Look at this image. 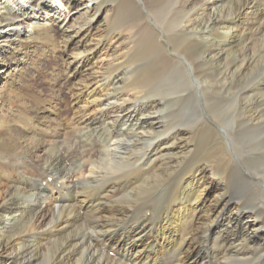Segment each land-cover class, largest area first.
I'll use <instances>...</instances> for the list:
<instances>
[{
  "label": "bare ground",
  "instance_id": "6f19581e",
  "mask_svg": "<svg viewBox=\"0 0 264 264\" xmlns=\"http://www.w3.org/2000/svg\"><path fill=\"white\" fill-rule=\"evenodd\" d=\"M84 1L59 0L49 17L70 48L73 111L63 131L45 132L52 147L40 159L33 155L42 139L24 136L9 149L18 159L6 158L15 184H0V264H264V117L256 112L264 104V0H110L113 26L136 29L141 52L155 57L149 86L163 92L162 103L120 91L124 70L89 72L108 48L102 37L87 42L93 19L68 25ZM202 1L211 6L210 16H196L204 26L176 20ZM23 6L10 19L18 36L29 31L17 27L32 7ZM196 37L219 38L211 56L191 52ZM170 64L176 77L166 74ZM214 69L213 82L233 99L210 95ZM243 77L251 83L236 90ZM185 111L200 113L194 126L160 137L162 120Z\"/></svg>",
  "mask_w": 264,
  "mask_h": 264
},
{
  "label": "rangeland",
  "instance_id": "374dc122",
  "mask_svg": "<svg viewBox=\"0 0 264 264\" xmlns=\"http://www.w3.org/2000/svg\"><path fill=\"white\" fill-rule=\"evenodd\" d=\"M95 1L97 0L84 1L86 6H81L78 12L72 15L71 19L69 17L67 19L69 22L68 25L77 26L83 25L88 20L93 19V23H91L92 26L86 32V36H88L86 37L87 42H90L92 45V43H96L102 37L107 43L105 47L108 48V51H103V53L105 52L107 55H102V67H100L98 63L100 59L97 61V59L94 58L88 65L89 72L92 73L99 70L100 73H105L106 76H108L116 71L124 70L125 80L120 87V91L124 90V92L129 93L130 96L140 95L144 103H149L156 99L162 103L163 92L158 90L153 91L149 86L150 76L152 72L154 73L157 69L155 57L147 56L144 52H141L142 49L136 43V29L129 30L128 26H121L120 28H116V25L113 26V24H115L113 22L116 11L115 4L110 3V0H102L98 4H96ZM57 3H59V0H20L19 5L23 4L24 8L32 6L29 9L30 13L25 20L26 22L24 21L21 22L22 24L20 23L17 25L22 31V34L25 33V29H29L26 36H18V34H14L15 31L9 30V28L15 27L12 25L9 26L12 23L10 19L16 16L18 12L17 9L21 11V9L18 8L19 5L13 6L6 2L0 5V31L4 30L5 32L3 35H0V58L5 57L4 63L0 64V77L2 76V83H0V184L4 186L9 184L13 186V184H15L11 182V179H8L9 177H6L8 176L6 175L7 169H9L12 163L11 161H13L6 158L12 156L16 160L18 159V155L9 151V149H14L12 143L23 142L25 140L24 136L42 139L45 141L44 145H41V147L44 146V150L35 151V155H33L36 159H40L39 155L42 156L45 149L47 150L52 147L48 142L45 132L51 129L52 131H55L54 129L60 132L63 131L65 129L64 120L69 116L68 114H71L73 111L72 106H70V100L74 97L76 80L68 74L67 69V51H70V48L65 47V42L58 33L56 25H52L51 20H49V17L52 16L51 14L56 12V10L52 11V9ZM207 4V1H202L193 7L191 4H186L184 9L178 13L176 20L180 23H185L187 29H197L199 25L204 26L206 19L199 20L196 16L199 12H202L206 16H210L211 6L209 7ZM94 13L97 15L94 16ZM41 14H46L47 16L41 17ZM195 21H197L199 25L195 24ZM209 23H211V21H208V24ZM34 28L37 29L34 31ZM127 33L128 35H126ZM165 36H167V34ZM162 40L165 41L166 38ZM217 40H219L218 37H196L191 52L200 57L208 58L215 50V42ZM113 41L116 42L114 43ZM172 57L176 60L179 58L176 54ZM210 64V60L206 62L207 66H212ZM173 66L174 65L170 64L166 70V74L169 75V77H176V68ZM217 72L218 70L214 69L211 71V74L206 77L208 83L212 81L211 84H207L210 86L213 85V88L210 90V95L212 96V94L215 93L216 95L233 99L235 97L234 93L230 94L231 91L226 92L222 85H219V83L215 81L213 82L214 75H216ZM157 80L161 83L164 77L162 76V78L160 77ZM238 83L239 88H236V90H241L246 87L245 84L251 83V79L247 81V79L243 77L241 80H238L237 84ZM253 94V101L249 100V98L244 99L246 102L248 101L245 103L246 108L248 107L246 111L250 110L258 100L256 96L259 97V94L257 92ZM37 97H39L40 100ZM218 97L220 98V96ZM128 102L132 103L133 99L130 98ZM48 107L51 110L59 109L60 112H58V114H53L52 111L49 112ZM256 108V112L264 117V104ZM195 114L194 111L182 112L172 119L170 121L171 123H167L164 118L161 122L164 128L161 126L160 130L162 135L160 137L168 138L171 134V130L179 126H194L193 123L200 113L198 115L196 114L197 116ZM233 126L231 125L229 127L230 131L237 132L239 129L237 126ZM62 149L64 148L62 147ZM259 152L256 151L255 154ZM176 157L177 156H173L170 158V161L174 160ZM167 160L169 159L167 158ZM159 161L160 160H156V163H162ZM239 193L238 190L236 197H238Z\"/></svg>",
  "mask_w": 264,
  "mask_h": 264
}]
</instances>
